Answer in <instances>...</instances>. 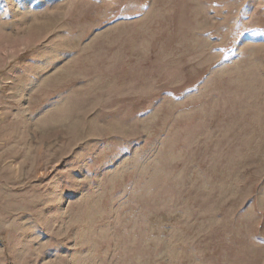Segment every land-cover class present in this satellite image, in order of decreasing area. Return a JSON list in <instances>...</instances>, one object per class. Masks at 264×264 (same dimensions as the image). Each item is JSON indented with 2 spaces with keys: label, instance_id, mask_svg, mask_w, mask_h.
Wrapping results in <instances>:
<instances>
[{
  "label": "rangeland",
  "instance_id": "374dc122",
  "mask_svg": "<svg viewBox=\"0 0 264 264\" xmlns=\"http://www.w3.org/2000/svg\"><path fill=\"white\" fill-rule=\"evenodd\" d=\"M0 264H264V0H0Z\"/></svg>",
  "mask_w": 264,
  "mask_h": 264
}]
</instances>
